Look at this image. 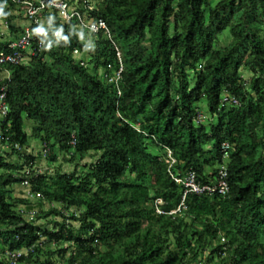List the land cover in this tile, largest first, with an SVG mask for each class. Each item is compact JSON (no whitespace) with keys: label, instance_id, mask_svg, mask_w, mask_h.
<instances>
[{"label":"trees","instance_id":"trees-1","mask_svg":"<svg viewBox=\"0 0 264 264\" xmlns=\"http://www.w3.org/2000/svg\"><path fill=\"white\" fill-rule=\"evenodd\" d=\"M97 1L91 16L110 37H87L78 20L46 10L34 25L37 55L0 68L10 72L0 83L10 107L0 129V264H264V0ZM0 8L13 35L0 30L1 51L29 21L14 0ZM31 138L52 160L97 156L81 170L32 176L38 200L57 204L44 224L24 215L33 199L13 196L25 165H36ZM225 162L227 194L183 201L173 175L213 183ZM23 249L16 263L6 256Z\"/></svg>","mask_w":264,"mask_h":264},{"label":"built area","instance_id":"built-area-1","mask_svg":"<svg viewBox=\"0 0 264 264\" xmlns=\"http://www.w3.org/2000/svg\"><path fill=\"white\" fill-rule=\"evenodd\" d=\"M17 4L21 5V10L23 16L29 21V24L25 26L21 35L12 40L7 49L0 51V68L8 65H20L26 63L33 56L37 55V49L43 47L42 41H37V46H33L36 42V37L34 35V25L40 23L41 15L46 10H55L58 12L59 16L64 21H73L78 20L80 27L84 30H87L91 33L103 32L105 35L111 36V30L107 22L102 19H94L91 16V11L94 9V4L90 0H83L82 2H71L70 0H14ZM78 52V51H76ZM119 59H121V53L118 52ZM122 67L120 71L117 72L116 79L118 80ZM5 78H10V72L7 70L5 74L0 75V83ZM224 101H230L237 104L238 99L235 97L229 98L228 96L224 97ZM10 110L9 104L7 102V93L6 86H0V114L2 119L8 114ZM4 136L0 130V143L2 144ZM71 143L76 144L75 135L72 136ZM3 145V144H2ZM4 146V145H3ZM8 147L7 145H5ZM18 150H23L21 145L16 143L14 145ZM232 146L229 142H224L222 145L223 157L225 160H228L230 157ZM44 155L47 156L49 153V148L45 146ZM169 157L171 159L170 168L175 164L176 159L173 157L172 151H169ZM40 172V171H39ZM35 167L32 165H25L23 169V174L21 175L22 181L21 186L25 189V197L31 199L41 198L42 194L40 192H34L31 188V178L33 175L39 173ZM172 173V172H171ZM173 175V174H172ZM177 182L182 183L185 187L183 201L186 199L188 194H219L225 195L230 190L229 185V172L227 163L220 165L216 180L213 183L201 184L198 182L195 172H189L185 177H179L173 175ZM161 202V200H160ZM184 204V202H183ZM158 212L162 213L163 211L158 208ZM172 211L171 213H175ZM33 213V212H31ZM33 215V214H31ZM64 247L75 250L76 247L73 245V242H65ZM32 250V248H31ZM28 249L15 250V251H6V256L10 258L13 263H16L22 254H27Z\"/></svg>","mask_w":264,"mask_h":264},{"label":"rangeland","instance_id":"rangeland-1","mask_svg":"<svg viewBox=\"0 0 264 264\" xmlns=\"http://www.w3.org/2000/svg\"><path fill=\"white\" fill-rule=\"evenodd\" d=\"M80 0H77L76 2H79ZM92 2L95 4L98 3L97 0H92ZM15 14L18 16L16 20V24H23L25 22L24 18L21 16L20 12L18 10L15 11ZM0 30L4 34V40L9 41L12 39L13 35L10 31L7 23L5 21L1 22ZM85 30H81V33H83ZM87 37L91 36V33H87ZM227 36V33H225L222 38L225 39ZM29 61V60H28ZM245 78L249 79L251 77V73H244ZM32 124L33 122L28 120L26 121V130L29 134L32 132ZM30 146L27 148V152L35 154L36 157V165L35 169L39 172H51L55 173V171L60 170L62 172H71L78 166L79 170L84 168L85 164H90L91 162L97 160V156L94 155V153L88 155L84 159H80L77 157L75 161L71 160V154L66 152H59L57 154V158L55 160H52L50 157L53 155L51 152L48 153L47 156L44 155V144L41 143V141L37 138H31L30 139ZM48 148V147H47ZM51 155V156H50ZM14 160L17 158L14 157ZM13 189V196L16 197H25V189L21 184H14L12 186ZM57 204H51L47 201H40L38 199H33L32 204L30 205H23V212L26 218L29 220H37L38 223H47L48 220L46 218L42 217L43 212H47L52 206H56ZM33 212V213H31ZM33 214V215H31ZM61 219V217L56 216H50V219ZM79 226V223H76ZM52 226V224H49ZM102 249H105L104 245L101 246Z\"/></svg>","mask_w":264,"mask_h":264},{"label":"crops","instance_id":"crops-1","mask_svg":"<svg viewBox=\"0 0 264 264\" xmlns=\"http://www.w3.org/2000/svg\"><path fill=\"white\" fill-rule=\"evenodd\" d=\"M1 123H2V116L0 114V129H1ZM3 150H5L4 146L0 143V151H3Z\"/></svg>","mask_w":264,"mask_h":264},{"label":"clouds","instance_id":"clouds-1","mask_svg":"<svg viewBox=\"0 0 264 264\" xmlns=\"http://www.w3.org/2000/svg\"><path fill=\"white\" fill-rule=\"evenodd\" d=\"M0 14L8 15V13L3 12L2 8H0ZM36 31H37V32H41V31H43V30H42V29H37Z\"/></svg>","mask_w":264,"mask_h":264}]
</instances>
